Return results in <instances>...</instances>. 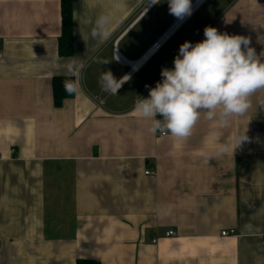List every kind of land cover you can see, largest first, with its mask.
<instances>
[{
	"label": "crops",
	"instance_id": "obj_1",
	"mask_svg": "<svg viewBox=\"0 0 264 264\" xmlns=\"http://www.w3.org/2000/svg\"><path fill=\"white\" fill-rule=\"evenodd\" d=\"M72 7L67 56L62 0H0V264H264V90L227 128L201 114L183 141L152 134L134 111L206 26L249 37L264 56V0H203L156 52L177 19L168 0ZM101 14L112 17L107 41L90 36ZM144 55L136 69L123 61ZM70 58L83 65L80 92L56 106L53 79ZM109 70L129 77L117 95L100 87ZM245 131L233 153L204 163L202 152Z\"/></svg>",
	"mask_w": 264,
	"mask_h": 264
},
{
	"label": "clouds",
	"instance_id": "obj_2",
	"mask_svg": "<svg viewBox=\"0 0 264 264\" xmlns=\"http://www.w3.org/2000/svg\"><path fill=\"white\" fill-rule=\"evenodd\" d=\"M159 4L160 0H148ZM169 13L183 19L192 13V0H168ZM110 14H101L90 30L92 39L107 41L111 37ZM205 39L195 44L185 41L175 56L174 67L162 68V79L149 88L148 98L138 97L134 111L151 122L149 132L170 134L178 140H186L201 119L214 121L217 129L229 127L235 116H243L251 108L250 97L264 90V62L261 54L250 47L249 37L221 33L206 26ZM243 46V47H242ZM101 64L109 60L98 61ZM83 65L70 58L65 65L64 90L69 95L79 94ZM127 75L119 80L109 71H102L101 90L117 95ZM160 118H157V117ZM234 135L224 143H217L213 151L202 152L204 163L234 150L248 138ZM213 137L215 131L210 133ZM250 228V225H245Z\"/></svg>",
	"mask_w": 264,
	"mask_h": 264
},
{
	"label": "trees",
	"instance_id": "obj_3",
	"mask_svg": "<svg viewBox=\"0 0 264 264\" xmlns=\"http://www.w3.org/2000/svg\"><path fill=\"white\" fill-rule=\"evenodd\" d=\"M63 29L59 40V49L62 55L70 56L74 52V25L72 0H62ZM66 76H55L53 79L54 102L61 106L65 98L74 96L65 92L63 82ZM77 264H99L94 261L80 259Z\"/></svg>",
	"mask_w": 264,
	"mask_h": 264
},
{
	"label": "built area",
	"instance_id": "obj_4",
	"mask_svg": "<svg viewBox=\"0 0 264 264\" xmlns=\"http://www.w3.org/2000/svg\"><path fill=\"white\" fill-rule=\"evenodd\" d=\"M192 6H193V4H192ZM194 10H192V12H193ZM188 16H186L180 23H178L179 22V19L180 18H177L176 19V21L171 25V27L163 34V35H161L154 43H153V45H152V47H151V49H153V52H156L157 50H159L161 47H162V45H163V43L166 41V39L168 38V36L175 30V29H177L183 22H184V20L187 18ZM174 26H176L170 33H168L169 32V30H171ZM2 30H0V59L3 57V51H2V48H1V38H2ZM123 61H125V62H128V61H126V60H123ZM129 63V62H128ZM130 64V63H129ZM131 65V64H130ZM133 67V66H132ZM146 173H154V171H151V170H147L146 171ZM233 230H231V231H227V230H223L222 232H221V234L222 235H228L230 232H232ZM175 234V231L174 230H169L168 232H167V235H174ZM155 241L157 240V238L156 239H154ZM262 244L264 245V237H263V239H262Z\"/></svg>",
	"mask_w": 264,
	"mask_h": 264
},
{
	"label": "bare ground",
	"instance_id": "obj_5",
	"mask_svg": "<svg viewBox=\"0 0 264 264\" xmlns=\"http://www.w3.org/2000/svg\"><path fill=\"white\" fill-rule=\"evenodd\" d=\"M203 0H196L194 3H193V6H192V10H194V8L200 3V2H202ZM186 17V16H185ZM184 17V18H185ZM183 18V19H184ZM183 19H179V22L178 23H180ZM176 26H174L171 30H169V32L168 33H170L174 28H175ZM153 50V49H152ZM148 55H150V54H148ZM148 55H144L143 57L144 58H142V59H140V60H136V61H131V60H126V61H128L135 69L136 68H138V66L137 65H140L141 63H142V61L148 56ZM234 232V231H233Z\"/></svg>",
	"mask_w": 264,
	"mask_h": 264
}]
</instances>
